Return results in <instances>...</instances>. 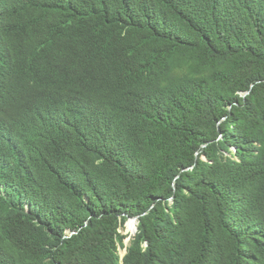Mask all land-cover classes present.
Wrapping results in <instances>:
<instances>
[{
  "label": "trees",
  "instance_id": "trees-1",
  "mask_svg": "<svg viewBox=\"0 0 264 264\" xmlns=\"http://www.w3.org/2000/svg\"><path fill=\"white\" fill-rule=\"evenodd\" d=\"M0 264H264V0H0Z\"/></svg>",
  "mask_w": 264,
  "mask_h": 264
},
{
  "label": "rangeland",
  "instance_id": "rangeland-1",
  "mask_svg": "<svg viewBox=\"0 0 264 264\" xmlns=\"http://www.w3.org/2000/svg\"><path fill=\"white\" fill-rule=\"evenodd\" d=\"M121 232L123 234H125V235H128L129 234L131 236H134V234L131 232V230L128 227V223L125 225L124 228H122ZM126 244H127V246H129V244H130V238L128 240H126ZM121 254H122V256H124L126 254V249H124V250L122 249L121 250Z\"/></svg>",
  "mask_w": 264,
  "mask_h": 264
},
{
  "label": "water",
  "instance_id": "water-1",
  "mask_svg": "<svg viewBox=\"0 0 264 264\" xmlns=\"http://www.w3.org/2000/svg\"><path fill=\"white\" fill-rule=\"evenodd\" d=\"M131 221H134L136 224V229L132 232L133 234H136L138 232V228H139V219L138 218H132V219H130L129 222H131Z\"/></svg>",
  "mask_w": 264,
  "mask_h": 264
},
{
  "label": "bare ground",
  "instance_id": "bare-ground-1",
  "mask_svg": "<svg viewBox=\"0 0 264 264\" xmlns=\"http://www.w3.org/2000/svg\"><path fill=\"white\" fill-rule=\"evenodd\" d=\"M129 229L133 232L136 229V224L134 221L129 222Z\"/></svg>",
  "mask_w": 264,
  "mask_h": 264
}]
</instances>
